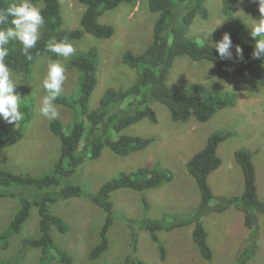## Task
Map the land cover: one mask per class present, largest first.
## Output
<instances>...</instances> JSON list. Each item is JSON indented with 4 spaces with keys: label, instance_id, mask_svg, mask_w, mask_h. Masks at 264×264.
Segmentation results:
<instances>
[{
    "label": "rangeland",
    "instance_id": "374dc122",
    "mask_svg": "<svg viewBox=\"0 0 264 264\" xmlns=\"http://www.w3.org/2000/svg\"><path fill=\"white\" fill-rule=\"evenodd\" d=\"M58 2L62 27L78 28L84 7L77 0ZM182 5L181 2L176 3L172 21L174 26L180 25L181 11H184L181 9ZM206 7L207 16L196 15L190 25L184 28V35L197 44H216L225 32L229 34V29L235 22L245 21L252 25L261 18L257 0H234L227 7L221 0H206ZM157 16L158 13L148 9V0L121 2L98 17L100 23L113 27L111 37L98 38L85 34L78 40L70 41L76 50L95 47L98 51V83L91 94L89 107L98 105L107 87L120 89L133 83L137 70L124 64L121 61L122 55L126 50L137 53L145 49L150 42ZM68 58L58 56V60L66 68L62 93L68 98L76 99L79 96L78 72L67 67ZM48 63L49 57L44 53L32 63L30 77L12 71L14 78L17 75L20 77L14 92L21 99V112L22 105L26 103L32 109L23 137L0 150V166L18 173L40 175L53 165L59 154L58 137L48 127L50 119L39 112L41 99L47 94L42 81L46 76ZM236 65V59L230 60L227 73L223 74L212 62H195L187 56L176 57L166 81L172 89L200 82L208 85L213 94L222 93L223 90L233 93L234 104L219 108L205 122L197 121L193 116L184 122H174L164 105L151 103L156 122L141 119L122 130L125 134L153 137L154 141L150 145L127 155H117L105 147L97 158L92 159L86 155L75 172L62 179V184H77L81 188L79 196L50 206L53 213L66 219L65 232L52 228L51 234L56 249L69 256L70 261H59L55 257L42 263L39 260L40 251L28 248L23 264H120L125 260L128 264H136V260L146 264H232L243 242V211L230 206L221 212H212L202 217L208 234L207 243L212 250L211 259L203 258L191 238L193 223L188 222V213L198 203L199 191L185 165L204 146L209 134L217 130L226 132L229 135L217 147L221 164L208 176L214 196L242 193V173L235 162L234 151L246 147L257 150L252 161L257 194L264 201V88L245 84L233 72ZM55 105L59 112L58 118L64 125L70 123L74 117L71 111L57 102ZM2 122L7 128L14 125L3 118ZM158 165L171 171V181L142 192L131 189L112 192L114 221L108 231V248L99 257L89 258L88 251L96 243L97 233L104 219V212L90 200V194L123 172ZM13 189L24 194L20 188ZM141 197L148 199L145 208L140 202ZM216 203L217 199L213 197L210 204ZM19 205L18 198L0 197V230L13 217ZM252 211L257 214V250L246 264H264V212L255 209ZM130 217L132 219L128 220ZM185 219L187 221L184 225L158 229L156 234L159 242H153L149 231L143 228L148 220H159L168 225ZM37 224V210L32 206L19 234L11 238L7 248L0 247V260L16 251L20 237L35 235ZM159 247L164 249L163 257Z\"/></svg>",
    "mask_w": 264,
    "mask_h": 264
},
{
    "label": "trees",
    "instance_id": "16d2710c",
    "mask_svg": "<svg viewBox=\"0 0 264 264\" xmlns=\"http://www.w3.org/2000/svg\"><path fill=\"white\" fill-rule=\"evenodd\" d=\"M77 1L84 7L79 19V27L64 28L58 0H32L42 9L44 26L36 47L30 50L32 55L30 61L25 59L22 45L18 41L11 40L6 45L8 56L5 61L11 71L30 77L31 65L39 56L47 53L49 61L58 60V56L50 52L47 47L52 39L59 42L67 37L69 41H72L82 38L85 34L98 38L111 37L113 27L100 23L98 17L121 2L132 3L135 0ZM221 1L225 7L234 2V0ZM13 2L15 0H0V10L7 9ZM177 2L183 3L181 9L184 11L178 10L182 13H180V25L174 26L172 21ZM206 8V0H148V9L158 13L153 24L150 42L141 52L133 53L126 50L121 59L129 67L136 68V78L126 88L107 87L94 108L89 107L88 102L98 83L97 49L88 47L76 50L67 59V67L78 72L79 96L71 99L61 93L55 101L67 107L74 115L71 122L66 125L59 118L49 121V130L59 140V154L56 161L40 175L18 173L0 166V197L18 198L20 201L18 210L0 230V247L7 248L11 238L19 234L32 206L36 207L38 215L37 233L20 237L16 251L1 259L0 264H23V257L28 248L40 251L39 260L42 263L55 257L59 261H70L69 256H65L62 251L56 249L51 234L52 228L65 232L66 219L53 213L50 206L79 196L81 188L77 184H62V179L74 173L86 155L92 159L97 158L105 147L110 148L117 155H127L129 152L150 145L154 141L153 137L125 134L122 130L141 119L156 122V114L151 103L164 105L174 122H184L190 116L197 121L205 122L219 108L234 104L233 93L223 90L222 93L213 94L208 85L200 82L187 84L181 89H172L166 81L176 57L187 56L195 62L203 60L212 62L223 74L227 73L229 61L236 59L237 65L233 72L245 84L264 88V55L260 58L253 56L256 41L251 36L250 23L237 21L229 29L233 43L231 59H220L215 44L210 42L197 44L184 35V28L190 25L196 15L207 16ZM257 8L259 9L258 2ZM11 19L9 17V21L0 27H10ZM257 39H264V36ZM237 46L242 50V57L237 56ZM22 112H24V118L9 128L3 125L0 118V150L15 144L23 137L26 124L32 114L31 105L23 104ZM228 135L221 130L212 132L208 135L204 146L186 162V170L194 179L199 191L198 203L188 213L190 219L188 222L193 223L191 232L193 243L200 255L209 260L212 257V250L207 243L208 234L202 217L212 212H221L230 206L242 210L243 242L232 264H246L257 250L258 222L257 214L252 209L264 212V201L257 194L255 168L252 161L257 150L240 147L234 151L235 162L242 173V193L214 196L208 183V176L221 164L217 147ZM172 179L173 175L166 167L159 165L153 168L138 167L106 181L95 193L90 194V200L104 212V219L97 233V241L88 251V257L95 259L108 248V231L114 221L111 200L113 191L131 189L142 192L157 188ZM13 188H20L24 194H20L19 190L15 191ZM213 197L217 199L215 205L210 204ZM140 202L143 203L144 208L147 207L148 199L141 197ZM131 219V217L128 218V220ZM186 221V219L179 220L167 225L159 220H148L143 228L149 231L153 242H159L156 234L158 229L184 225ZM159 248L163 257L164 249ZM128 263L125 260L120 264ZM135 263L146 264L141 260H136Z\"/></svg>",
    "mask_w": 264,
    "mask_h": 264
},
{
    "label": "clouds",
    "instance_id": "9594fccd",
    "mask_svg": "<svg viewBox=\"0 0 264 264\" xmlns=\"http://www.w3.org/2000/svg\"><path fill=\"white\" fill-rule=\"evenodd\" d=\"M261 18L251 25V36L255 39V50L253 56L260 58L264 55V39H257L264 36V0H257ZM11 17L10 27H0V118L10 124L21 121L23 113L20 110L18 94L14 87L19 83L20 77H13V73L7 65L5 58L8 56L6 45L11 40L18 41L22 45V53L26 60H31L30 50L36 47L44 26V17L41 7L35 5L32 0H15L7 9L0 10V25H4ZM220 59H231L233 46L230 35L225 32L222 38L214 45ZM48 50L57 56L68 58L76 49L65 37L61 41L52 39L47 44ZM237 56L242 57V50L236 47ZM66 80V68L60 60L49 61L47 73L42 81L46 91L40 102L39 112L50 120L59 117L55 105L57 97L62 93L63 83Z\"/></svg>",
    "mask_w": 264,
    "mask_h": 264
}]
</instances>
